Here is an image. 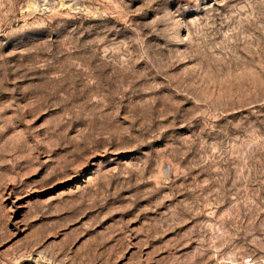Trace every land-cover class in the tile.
I'll return each instance as SVG.
<instances>
[{
  "label": "rangeland",
  "instance_id": "1",
  "mask_svg": "<svg viewBox=\"0 0 264 264\" xmlns=\"http://www.w3.org/2000/svg\"><path fill=\"white\" fill-rule=\"evenodd\" d=\"M0 264H264V0H0Z\"/></svg>",
  "mask_w": 264,
  "mask_h": 264
}]
</instances>
